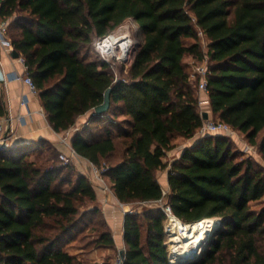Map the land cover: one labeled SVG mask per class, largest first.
I'll return each instance as SVG.
<instances>
[{
  "label": "trees",
  "instance_id": "1",
  "mask_svg": "<svg viewBox=\"0 0 264 264\" xmlns=\"http://www.w3.org/2000/svg\"><path fill=\"white\" fill-rule=\"evenodd\" d=\"M129 20L142 37L119 78L110 63L83 51ZM1 22L53 129L68 131L91 113L71 138L76 154L101 168L120 143V160L104 172L110 189L122 204L153 203L125 215L124 264H172L166 216L156 205L165 193L157 173L167 168L166 203L182 222L222 221L187 264H264V204L254 208L264 198V168L239 160L230 136L197 137L205 121L186 62L208 56L212 114L245 134L264 159V0H0ZM108 89L110 109L97 115ZM194 138L179 158L166 160L179 140ZM8 145L0 150V264H84L71 248L86 229L83 253L115 250L94 181L59 160L46 140ZM45 145L51 164L38 159Z\"/></svg>",
  "mask_w": 264,
  "mask_h": 264
},
{
  "label": "crops",
  "instance_id": "2",
  "mask_svg": "<svg viewBox=\"0 0 264 264\" xmlns=\"http://www.w3.org/2000/svg\"><path fill=\"white\" fill-rule=\"evenodd\" d=\"M19 59H13L0 48V65L5 76L4 83L0 84V91L3 94L5 107L7 110V130L9 133L8 146L15 147L24 144L36 143L41 140H46L49 144L56 147L61 153L71 155V138L81 125H89L91 113H87L79 117L75 127L68 131L57 133L49 124L45 115L42 102L38 93L34 94L29 87L23 82L22 78L27 72L26 64ZM195 61V60H194ZM23 98H27L28 104L22 105ZM209 118L212 117L210 106L206 107ZM196 138L185 140L176 149L169 151L167 156L174 160L182 154L183 148L192 145ZM73 155V154H72ZM76 159L77 167L83 170L84 166L92 165L90 161L78 155L71 156ZM168 169L159 171L157 177L163 186L164 192L169 193L170 186L168 181ZM98 201L97 204L104 216L107 227L113 234L115 242V250L118 252L125 248L124 230H125V215L127 209L132 204H122L115 196L113 191H104L101 186L96 188ZM153 204V203H152ZM152 204H133L136 209H140L145 205ZM97 250V249H96ZM98 250L111 252L110 248H100ZM74 253H83V250H75Z\"/></svg>",
  "mask_w": 264,
  "mask_h": 264
},
{
  "label": "built area",
  "instance_id": "3",
  "mask_svg": "<svg viewBox=\"0 0 264 264\" xmlns=\"http://www.w3.org/2000/svg\"><path fill=\"white\" fill-rule=\"evenodd\" d=\"M199 36L201 37L202 43L204 44V50L207 47V41L205 40L204 34L202 31H199ZM121 39L115 38L113 36H105L103 38H99L98 42L96 44V47L98 50H100L102 53H104L106 56L110 57H117L119 60H123L124 62H127V65L131 63L133 50H135V41L132 37H126L122 40L126 41V55L125 57L121 58L118 56V50L117 52H112L107 50V44L112 43V41H120ZM118 46L117 49H119ZM0 48L3 49L7 54H11L13 51V46L11 44V41L8 36V22H1L0 23ZM23 62L24 60L21 59ZM197 65L194 67V70L191 74L192 79L198 80V91L202 95L208 96L209 90H208V56H205V58L201 61H197ZM23 82L29 87L30 91L34 94L37 93L36 86L34 84L33 79L28 75V72L25 73V75L22 78ZM205 102H209L208 97L206 99H203V97L200 99V103L203 105ZM28 104L27 98H23L22 105ZM206 134H226L229 136H233L237 134V130L232 128L230 125L223 121H208L204 123L203 127L199 130L198 135L204 136ZM9 140V133L7 130V119L3 116H0V146L5 145ZM72 146V145H71ZM71 151L73 155H77L73 147H71ZM62 160L66 161L68 163L70 160L67 156L61 154ZM94 179L95 181H98L104 191L111 190L105 177L104 172L107 170L106 166H103L101 168L95 166L94 164L91 165ZM112 191V190H111ZM167 193H164V197L156 202V205L164 212L166 216L165 220V231L167 233V236L170 238V253H169V261L172 264H177L179 262V258L177 256V253L173 250V243L172 240L176 236H181L184 238L185 233L188 232L189 228H192L200 222L197 223H184L182 222L173 212V209L171 205L166 203L165 197ZM135 206L132 204L127 209V212L133 213L135 212ZM126 212V213H127ZM220 220V219H219ZM218 221V220H217ZM181 223L182 227H179L177 223ZM188 227V229H187ZM201 248L199 249V254L201 252ZM179 255V254H178ZM125 258L119 254L118 257L115 259V261L111 264H124Z\"/></svg>",
  "mask_w": 264,
  "mask_h": 264
},
{
  "label": "rangeland",
  "instance_id": "4",
  "mask_svg": "<svg viewBox=\"0 0 264 264\" xmlns=\"http://www.w3.org/2000/svg\"><path fill=\"white\" fill-rule=\"evenodd\" d=\"M111 36H113L115 38H118V39H121V40L130 36L135 41V47H136V44L139 42L140 38L142 37L138 26L132 20L126 21L124 23V25H122L113 34H111ZM98 39H96L93 42L92 45L87 47L83 51V53L86 54V56H87V58L89 60H101L102 59V60L110 63L111 70H112V72H114V74L117 77H119V78L120 77H125V75L127 74V71H128V65L129 64L127 65V62H124L123 60H119L117 57L106 56L104 53H102L100 50H98L97 47H96ZM203 47H205L204 44H203ZM133 53H134V50H133ZM194 60L195 59L193 57H191V56L186 57V62H188L189 69H190L191 72H193L194 67L198 64L197 60H195V61ZM199 95H200V99L202 97H203V99H206L208 97L206 95H202L201 93H199ZM208 105H209V102H205L203 105L201 104L200 110H201L202 113L208 112L206 110V107ZM204 121H205V123L208 122V121H218V118H216V117H214V115H212L211 118H209L208 120H204ZM99 124L102 127L99 128V126H98L96 128L99 129V130L103 129L104 125L102 123H99ZM81 127H82V125L79 128H81ZM227 136H229V135H227ZM197 137H200V135H198ZM230 138H231V140L233 142V146H234L235 150L239 154V156H238L239 160L246 159V158L247 159H251L257 164V166L264 168V159H263V157H262V155H261V153L259 151L258 146L251 145L249 143V141H248V139H247L245 134H243L240 131H237V134L233 135V136H230ZM260 140H261V136L258 138V142H260ZM178 142L180 143V145L183 143L182 140H179ZM39 150L41 151L42 149L39 148L38 151ZM70 152H71V150H70ZM61 154L67 156L69 158V160H70L69 163H72V164H74L77 167L76 159L73 160L72 157H71V156H73L72 153H71L70 157H69V155H67V153H61ZM121 154H122V146L119 143L118 144V148L116 149V151L114 153V156L112 158H109L108 160H106V162L103 163V166H106V164L107 165L114 164L115 162L120 160ZM51 156H52L51 155V150L48 149V145H45V146H43V150L39 154V157H38L39 162H43V163L44 162L45 163L48 162V164H51L52 163V160H50ZM56 160H58V158ZM59 160H62V158L59 159ZM166 160L172 161L171 159H169L168 156L166 157ZM63 162L66 163L65 160ZM77 169H78V172L84 173L92 181H94L95 182L94 184L97 187H98V185H100L99 182L95 181V179H94L95 176L93 174L92 166L90 164L87 165V166H84L83 170H80L78 167H77ZM75 178H76V175H74V179ZM166 199L167 198L165 197V200ZM263 204H264V198L262 199L261 203H258V204L255 203L254 204V208L255 209H259V208H261V206ZM213 220H219V219H213ZM219 227H220V225L218 226V228ZM89 233H90V229H86L84 231L83 235H81V237H79V239H76L75 241L72 242V244L74 246L73 248H71L72 252L75 251V250H79L80 248H82L87 243L88 237H86V239H81V238H82V236H85L86 234L89 236ZM143 235L145 236V229L143 230ZM166 239H167L166 243L168 244L169 253H170V247H169L170 238L167 237ZM96 249L90 247L89 250H91V251H86L87 253H82L80 255L84 264H111V263H113L115 261V259L120 254V252H118V250H113V251H111L109 253V252H106V251H102V250H98V249L96 250ZM125 249H126V246L123 249V251H125Z\"/></svg>",
  "mask_w": 264,
  "mask_h": 264
},
{
  "label": "bare ground",
  "instance_id": "5",
  "mask_svg": "<svg viewBox=\"0 0 264 264\" xmlns=\"http://www.w3.org/2000/svg\"><path fill=\"white\" fill-rule=\"evenodd\" d=\"M127 40H120V41H112V43L107 44V50L112 52H117L118 56L123 58L126 55L127 47H126ZM118 46H121L118 48ZM179 227H182L181 223H177ZM219 222L213 219H206L200 222V224L189 228L188 232L185 233L184 238L181 236H176L173 238V250L182 258L188 257L196 250H199L204 242L212 236L215 230L218 228Z\"/></svg>",
  "mask_w": 264,
  "mask_h": 264
},
{
  "label": "water",
  "instance_id": "6",
  "mask_svg": "<svg viewBox=\"0 0 264 264\" xmlns=\"http://www.w3.org/2000/svg\"><path fill=\"white\" fill-rule=\"evenodd\" d=\"M136 45H137V44H136ZM10 55H11V57H12L13 59H19V58H20V53H19L17 50H15V49H13V51L11 52ZM4 81H5V76H4V74H3V70H2L1 65H0V84L4 83ZM111 91H112L111 89H108V90L106 91V93H105V98H104V102H103L102 104L98 105V106L95 108L94 111H95V113H96L97 115H101V114H104V113H106V112L109 111L110 106H111ZM202 115H203V119H204V120H208V119H209V114H208V112H204ZM4 147H5V145L0 146V150L3 149ZM218 222H219V225L222 224V221H221V220H218ZM210 238H211V237H209V238L204 242V244L202 245V247H201L202 250H201L200 254L198 253L199 250H196L195 252H193V254H191V255L188 256V257H184V258H182V256L180 257V256L177 254L178 258L180 259L179 262H178L177 264H187V263L192 262V261H195L197 258H199V256L202 254L203 250L206 248V246H207V244H208ZM120 254L124 257V251H123V250L120 251Z\"/></svg>",
  "mask_w": 264,
  "mask_h": 264
}]
</instances>
